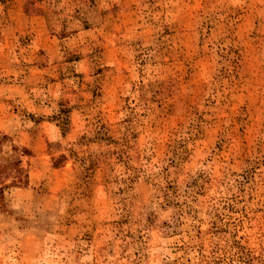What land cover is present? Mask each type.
Returning <instances> with one entry per match:
<instances>
[{
	"label": "rangeland",
	"instance_id": "1",
	"mask_svg": "<svg viewBox=\"0 0 264 264\" xmlns=\"http://www.w3.org/2000/svg\"><path fill=\"white\" fill-rule=\"evenodd\" d=\"M0 135V264H264V0H0Z\"/></svg>",
	"mask_w": 264,
	"mask_h": 264
},
{
	"label": "trees",
	"instance_id": "2",
	"mask_svg": "<svg viewBox=\"0 0 264 264\" xmlns=\"http://www.w3.org/2000/svg\"><path fill=\"white\" fill-rule=\"evenodd\" d=\"M6 139V136L0 135V143ZM10 150L13 152H20L21 154H25L26 152L24 150L16 149L15 146H11ZM22 170L20 158H18V156L14 157L13 155L2 152L0 147V197L3 193V189L16 184V182L20 180ZM8 180L9 183L6 182Z\"/></svg>",
	"mask_w": 264,
	"mask_h": 264
}]
</instances>
